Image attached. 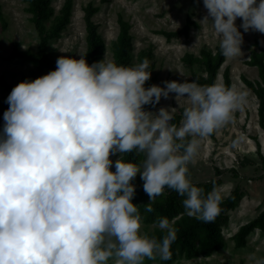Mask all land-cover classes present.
Returning a JSON list of instances; mask_svg holds the SVG:
<instances>
[{"label": "clouds", "instance_id": "obj_1", "mask_svg": "<svg viewBox=\"0 0 264 264\" xmlns=\"http://www.w3.org/2000/svg\"><path fill=\"white\" fill-rule=\"evenodd\" d=\"M204 5L209 11L199 22L211 21L226 58L245 54L241 27L264 33V0H204ZM56 63L47 74L18 83L6 99L0 130V264L171 259L177 229L165 216L157 221L167 229L162 238L141 232L132 181L141 175L150 196L148 212L167 186L184 197L188 215L213 221L221 189L205 195L189 178L188 164L200 138L228 122L246 103L247 91L195 79L146 86L152 75L147 58L123 65L107 57L89 64L83 55L60 56ZM173 92L178 101L188 100L179 125L173 122L175 107L158 112L144 107ZM133 152L144 154L141 164L125 159ZM114 153H121L115 161ZM249 260L264 264L254 253Z\"/></svg>", "mask_w": 264, "mask_h": 264}, {"label": "rangeland", "instance_id": "obj_2", "mask_svg": "<svg viewBox=\"0 0 264 264\" xmlns=\"http://www.w3.org/2000/svg\"><path fill=\"white\" fill-rule=\"evenodd\" d=\"M90 2L99 7L92 17L105 43L102 59L107 57L108 60H113L112 45L119 33L118 16H122L131 24L130 65L137 64L141 51L150 50L154 64L152 75L156 76L154 84L166 87L163 83L165 80L183 82L186 79L192 80L193 73L205 75L204 68L199 65H195L194 70L187 67L183 57L186 54L198 57L202 48L215 52L220 46V39L211 21L201 24L199 22L209 11L204 0H74L69 24L61 36L52 39L49 44L52 58L57 60L60 56H73L79 59L84 55L86 24L83 15ZM63 3L64 0H50L49 5L53 11L45 21L48 27L60 13ZM28 7L27 0H0V14L3 16L0 17V77L13 85L20 83L24 77L30 78L32 64L19 58L10 59L8 56L15 46L35 52L39 44V35ZM187 18L197 23L191 26L188 36L168 40L160 33L161 30L181 29ZM242 22L243 18L238 17L237 25ZM240 30L244 33L242 49L245 54L227 58L220 69L217 82L224 83L222 75L225 70H229L232 84L247 91L246 103L237 108L232 118L222 127L207 137L200 138L198 152L188 164V176L192 182H207L216 177L217 169L225 171L219 176L221 184L218 187L222 192V200L235 187L242 192L236 208L229 211L220 223L224 246L209 255L200 254L191 258L178 255L170 261L161 260L157 256L155 261L146 258L144 264H250V254L254 253L257 258L264 257V231L257 229L250 233L245 246H238L235 240L238 229L256 218L264 209V130L259 124L258 99L242 79L247 76L250 80H259L258 68L248 65L246 61L253 50L264 49V33L256 30L245 31L242 27ZM3 95L0 87V100ZM176 96L177 93L173 92L169 98H162L160 104L149 110L158 112L160 107H175L173 116L178 114L182 120L188 100L181 97L178 101ZM258 143L261 145L260 151ZM120 156L121 153H114L111 158L115 161ZM112 170H116L115 164L112 165ZM184 213H188L185 206L180 215ZM173 221H170L171 225ZM156 228H160L159 224L148 223L142 219L141 232L147 233Z\"/></svg>", "mask_w": 264, "mask_h": 264}, {"label": "trees", "instance_id": "obj_3", "mask_svg": "<svg viewBox=\"0 0 264 264\" xmlns=\"http://www.w3.org/2000/svg\"><path fill=\"white\" fill-rule=\"evenodd\" d=\"M29 7L28 10L31 13L32 21L39 35V44L37 50H21L18 46H15L12 53L8 58H19L26 60L32 64V69L29 70L30 78L36 79L39 76L47 74L57 67V60L52 58L49 53V44L52 39L61 36L62 31L69 24L71 20L73 1L64 0L60 13L56 15V18L52 25L49 27L45 21L52 14L53 9L50 7V0H27ZM99 10V7L90 2L84 9L83 15L86 24V52L83 56L87 57L89 64L102 60V55L105 52V43L102 36L98 32L97 24L93 21V15ZM1 13V11H0ZM0 17L3 16L0 14ZM119 33L116 40L113 42V60L118 64L130 65L132 61V35L130 33L131 24L125 20L122 16H118ZM192 25L197 23L187 18V22L179 30L165 31L161 30L160 33L166 36L168 40L173 38H179L181 36H188ZM147 58L150 61V71H153L154 64L152 63V53L150 50H143L139 53V60L137 63L143 62ZM226 57L223 55L220 46L215 52L202 48L200 55L194 56L192 54H186L183 57L184 64L191 70H194L195 65H199L204 68L205 75H197L193 73V79L197 80L202 85L213 84L217 82L220 69L226 61ZM248 65L256 66L259 71V80H250L247 76H243L242 79L246 86L250 88L258 99V117L259 124L264 130V49L253 50L250 58L246 61ZM194 72V71H193ZM229 70H225L224 84L232 85V79ZM24 77L22 79L26 80ZM156 81V76L151 75L150 80L146 82V86H151ZM17 85V84H16ZM9 83L4 77H0V87L4 93L0 100V130L4 125V112L9 107L6 99L12 89L16 86ZM157 106V105H155ZM155 106L148 104L144 107L146 109L154 108ZM181 116L174 115V123L180 124ZM258 150L260 151V143ZM144 158V154L137 156L134 152L125 154V159L132 160L137 164H141ZM234 170V169H231ZM225 171L217 169L216 177L207 182H193L198 187L204 189L205 195L221 184L219 178ZM132 183L136 185V194L133 197V202L138 204L139 211L142 219L148 223H157L158 217H168L170 221L174 220L172 226L177 229V239L171 246L172 257L169 260L174 259L178 255H185L186 257L199 256L200 254L209 255L213 251L224 246V236L220 223L227 217L229 211L236 208L238 202L241 200L242 192L240 188L235 187L231 193L221 201L220 212L213 221L206 222L198 219L195 216H190L188 213L181 214V210L184 207L183 199L176 190L167 187L162 195H159L153 202V211L148 212L146 210L147 203L150 202L148 193L144 190V181L141 175L133 179ZM141 197L143 199L141 200ZM264 231V209L253 220L243 224L235 234L236 244L238 246H245L247 244V236L255 230ZM167 229L156 228L153 231L147 232L149 235H154L162 238Z\"/></svg>", "mask_w": 264, "mask_h": 264}]
</instances>
